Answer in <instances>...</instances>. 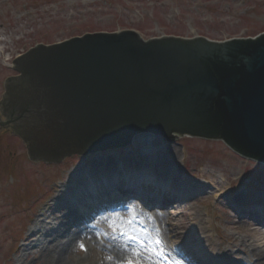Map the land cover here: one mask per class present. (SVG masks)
Here are the masks:
<instances>
[{
	"label": "rangeland",
	"instance_id": "1",
	"mask_svg": "<svg viewBox=\"0 0 264 264\" xmlns=\"http://www.w3.org/2000/svg\"><path fill=\"white\" fill-rule=\"evenodd\" d=\"M122 29L144 39L253 37L264 32V0H0V98L5 78L17 73L12 59L35 44ZM96 192L105 193L102 200ZM137 209L165 228L167 264H251L247 255L264 248V164L219 139L184 134L168 141L147 133L122 148L47 163L31 160L17 135L0 131V264L52 259V250L39 243L50 235L43 224L78 223L88 214L101 230L97 215L120 210L126 219ZM68 243L60 251L75 261L59 264L107 257L102 246L88 248L84 237Z\"/></svg>",
	"mask_w": 264,
	"mask_h": 264
},
{
	"label": "water",
	"instance_id": "2",
	"mask_svg": "<svg viewBox=\"0 0 264 264\" xmlns=\"http://www.w3.org/2000/svg\"><path fill=\"white\" fill-rule=\"evenodd\" d=\"M0 131L33 161L122 148L142 133L222 140L264 164V32L144 39L134 29L38 43L12 59Z\"/></svg>",
	"mask_w": 264,
	"mask_h": 264
},
{
	"label": "bare ground",
	"instance_id": "3",
	"mask_svg": "<svg viewBox=\"0 0 264 264\" xmlns=\"http://www.w3.org/2000/svg\"><path fill=\"white\" fill-rule=\"evenodd\" d=\"M171 155L173 156L172 153ZM106 168L108 174L114 172L111 166H107ZM149 175H154V177L157 178V181H159V178L163 181L166 180L163 176L160 177L156 174ZM118 178L119 174L116 175V179ZM152 186L156 185L153 184ZM92 189L96 190L97 188L92 187ZM104 194H102V192H96V195L94 197L95 200H102ZM89 195L92 196L93 194L90 193ZM239 199L241 200V202H243L244 200L241 196H239ZM91 203L93 202L91 201ZM95 204L96 203L92 205L95 206ZM92 208L94 209H92L91 212H94L93 210H96V207ZM121 208H123V206ZM120 213L123 212L118 210V212L115 213V215H118L109 217H102L97 215L98 218L100 217L101 220H103L101 230L95 229L93 226V222L87 221L89 219L87 218L89 215L86 213H83L87 215L86 217H84L85 219L78 221V223H76L75 220H67L66 222H61L64 226L43 224L42 231L46 232L47 230H49L50 232L48 234L50 235L48 236V238L45 237L46 239H40L39 243L41 244L42 249L47 251L52 250V259H47L45 261L46 264H56L55 261H57V264H59L61 260H67L71 263H74L75 260L70 261V258L67 254H65L64 252L61 253V251H63V248L69 245L68 241L73 237L86 238V244L88 245V248H96L98 246L104 247V249L107 251L108 257L102 259L98 258L97 260L93 261V263L90 262V259L86 260V257L84 259L79 258L77 259L75 264H123V262L128 258H135L136 260H138L136 264H156L157 259H159L160 257L162 258V256L159 254L160 251H163V253L168 252V249L163 246L162 239V237L164 236L165 228L163 231L162 228L156 226L155 222L152 223L153 221H147L146 215H144V212L141 209H137V211L134 210L133 212L129 211L126 219L124 218L125 214L123 215ZM71 217L67 216L65 218ZM61 218H64V216L59 217L57 219L58 222L59 220H61ZM159 218H161L159 220V222H161V225L163 218ZM137 223H139V225ZM141 224L143 225V228L140 227ZM64 236L65 238H62ZM157 239L161 241V244L159 246L153 243ZM55 251L58 253L55 254ZM101 253L103 252L100 251L98 253L100 257L102 256ZM247 256L251 264H264V248L261 251H253L250 255ZM170 264L181 263L176 262Z\"/></svg>",
	"mask_w": 264,
	"mask_h": 264
},
{
	"label": "snow or ice",
	"instance_id": "4",
	"mask_svg": "<svg viewBox=\"0 0 264 264\" xmlns=\"http://www.w3.org/2000/svg\"><path fill=\"white\" fill-rule=\"evenodd\" d=\"M153 243L159 246L161 244V241L157 239ZM159 254L162 256V258H164V264H167V259L164 257L163 251H160ZM123 264H136V261H134L133 259H127L123 262Z\"/></svg>",
	"mask_w": 264,
	"mask_h": 264
}]
</instances>
